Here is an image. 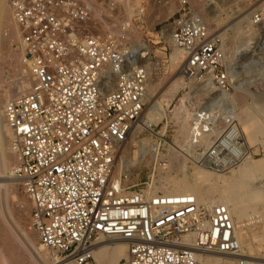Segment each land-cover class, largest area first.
<instances>
[{
  "label": "built area",
  "instance_id": "obj_1",
  "mask_svg": "<svg viewBox=\"0 0 264 264\" xmlns=\"http://www.w3.org/2000/svg\"><path fill=\"white\" fill-rule=\"evenodd\" d=\"M9 1L32 80L30 90L3 109L17 158L13 176L31 201V225L53 258L98 264L94 253L105 237L127 242L128 257L120 264H199L207 255L237 254L227 204L155 191L116 172L118 151L148 97L149 61L137 57L145 40L133 37L137 18L119 21L112 16L115 7L106 14L111 0H98L100 17L94 0ZM111 22L117 24L100 29ZM173 40L187 53L189 75L208 77L221 63V51L197 17L178 20ZM200 130L191 127L194 139L185 146L200 142ZM150 132L153 151L182 148L172 141L178 130L167 117L152 123Z\"/></svg>",
  "mask_w": 264,
  "mask_h": 264
},
{
  "label": "rangeland",
  "instance_id": "obj_2",
  "mask_svg": "<svg viewBox=\"0 0 264 264\" xmlns=\"http://www.w3.org/2000/svg\"><path fill=\"white\" fill-rule=\"evenodd\" d=\"M124 1L132 12L129 13L123 5V10L121 8L123 17L121 16L119 21L136 17V20L133 19L134 39L145 40L153 49L147 59L150 78L143 115L163 112L162 106L167 102L163 101L161 105L160 101L170 99L172 92L170 84L182 74L183 57L178 51L182 48L172 41L170 32L176 29L177 22L182 17H197L206 24L217 49L221 51L222 60L208 77L201 73L189 77L183 74L184 77L180 79L181 83L184 81L182 88L172 99L171 104L165 105L163 115L153 119L152 123H157L167 117L170 127L178 130L177 133L171 134L172 141H179L182 148L158 150L155 147L153 151L155 137L150 130L135 126L118 151L116 172L134 182H148L155 191L168 194L170 190L174 194L175 190L165 183L166 180L180 178L185 173L192 174L195 168L205 169L210 171L209 174L205 178L198 177L197 182L202 190L210 189V195L206 199H215L222 193L223 181L220 173L233 176L234 171L248 160L263 159V167L255 173L249 184L251 188L259 190V198L244 203L243 206L248 208V213L242 219L233 214L237 233L241 237L240 253L251 259L252 264H263L264 0ZM138 8L143 11L140 15L136 13ZM249 12L252 14L247 16ZM116 24L117 22L102 24L100 29L106 31ZM9 31V27L3 30L5 40L0 50V100L3 105L10 99V97L7 99V95L10 94L8 91L21 81L23 76L21 69L25 66L24 60L18 62L17 58L22 56L17 54L20 52L19 37L11 38ZM183 52L187 59V53ZM222 75L226 78L222 79ZM182 97L185 98L187 111L186 114L179 115L178 119L174 116L177 113L175 107L180 104ZM195 113L194 121L198 122L197 126L201 128L203 136L198 139L199 145L187 147L185 145L189 143L191 133L189 132L187 136L183 134L182 120L185 115ZM251 116L259 124L253 137L243 126V121ZM192 119V116L187 118L188 121H193ZM234 128L236 133L233 131ZM7 132L6 130L8 137L6 136V141L2 145V151L6 155L14 153V158L9 160L4 168H0L2 170H0V246L9 244V236L13 232L20 237L18 253L22 257V264H54L52 253L41 247L39 236L31 225V201L13 176L12 171L17 158ZM135 150H140L136 156ZM140 157L143 159L139 160ZM180 193L182 192L176 194ZM21 229L25 231L22 234ZM222 257L224 259L220 264H231L227 263L228 261L239 264L234 256L223 254Z\"/></svg>",
  "mask_w": 264,
  "mask_h": 264
},
{
  "label": "bare ground",
  "instance_id": "obj_3",
  "mask_svg": "<svg viewBox=\"0 0 264 264\" xmlns=\"http://www.w3.org/2000/svg\"><path fill=\"white\" fill-rule=\"evenodd\" d=\"M94 4H95L94 5L95 16H99V17L102 16L101 15V8H103L102 7L103 4L102 3H98V0H94ZM123 5L126 6V10L129 13L132 12L130 6H127L124 0H111L110 7L106 8L107 10H106L105 13L109 15V11L108 10L112 9V7H115L116 10L112 14V16H115V18H120L122 16L121 8H122ZM122 10H123V8H122ZM252 12H249L247 16L252 14ZM244 17H245V15H244ZM122 20H120V21H122ZM6 27H9V30H10L9 31V35L11 36V38L19 37V39H20V32H19V28H18V23H17L16 18L14 16L13 8L11 6L10 1L9 0H0V50L3 48L2 46L4 45L5 38L3 36V30ZM170 32H171V39H172V41H174L173 40L174 29L170 30ZM163 38H164V36H163ZM14 40H16V39H14ZM142 43H143V46L141 48H139L138 53H137V57H138V59L140 58V59L147 60L149 54L151 53V51L153 49H151L150 45L146 41H142ZM182 50L178 49L180 55L183 57V63L181 64V68H182L181 72H182V74L177 76V78H175L171 82L170 87H171L172 92H171V95H170V99L168 101L162 99V101H160L161 105L163 104V101H164V102H167V103H164V104L166 106H169L171 104L172 99L175 97V95L180 91V88H182V86H183L184 81H182L183 83L180 82L182 80L181 79L182 76L183 77H184V75L187 76V77L190 76L189 74L186 73V70H187V59L185 58L186 56H185V54L183 52L184 50L183 51ZM17 52H19V51H15V53H17ZM17 54H21V53L19 52ZM17 54H15V56H17ZM17 58H18V62L21 59L24 60V57L22 58V56H18ZM17 58H15V59L17 60ZM23 64H25V62ZM21 70H22L21 72L23 74V76L21 77L22 79L12 89L10 88L11 90L8 91L10 94L7 95V99L9 97L11 98V96H13V95L16 96V95H18L20 93H24V92L29 91L31 86H32V80L29 77L27 66L26 65L22 66ZM221 96H223V95H221ZM180 101H181L180 104L175 107V110H176L175 112H177V113L174 114V116H176V118H178V119H179V115H181L182 113H185L187 111V107H186V104H185V98L182 97ZM165 105L162 106L163 107L162 108L163 112H161V113L155 112V113H153L154 116L149 114V113H147L145 115H142V118L139 120V123H138L137 126L138 127L140 126L142 129L145 128V129H149L150 130V127L152 126L153 119L154 118H160L163 115L164 110L166 108ZM3 109H4V105H3L2 101L0 100V168L1 167L4 168V165L9 160L14 158V155H13L14 153L13 154L9 153V155H6L2 151V145H4V143L6 141V136L8 135V134H6V130L8 131L7 133H9L10 139H12V137H13V132L9 128V126L6 124V121L4 119ZM144 111H145V109H144ZM143 114H144V112H143ZM195 115H196V113L195 114L185 115L184 120H182V122L184 124L182 129L184 130L183 134L185 136H187V134L189 133V130L191 129L192 126H194L195 124H198V122L194 121V120H196L195 119ZM190 116L193 117V119H192L193 121H188L187 120V118H189ZM173 118H175V117H173ZM243 126L250 133L251 137H253L255 135V133H256L257 128L259 127V124L254 120V117L251 116V117H248L247 119H245L243 121ZM233 131L236 133L235 128H234ZM238 132L239 131H237V133ZM197 134L200 135V138L203 136V132L202 131H199ZM238 134H240V133H238ZM193 135H190L191 136L190 137L191 142H193V139H194ZM198 139L199 138L197 136L196 137V141ZM176 142L180 143L177 140H176ZM140 147H142V146H140ZM138 151H140V150H138ZM138 151L137 150L134 151V155L135 156L138 153ZM15 157H16V155H15ZM141 158L142 157H140L139 160ZM262 161H263V159H258V160H248L245 164L242 163L243 165L240 166L238 170L234 171L235 174L233 176L232 175L231 176L220 175L221 174L220 173L219 176L221 177V179L223 181L222 193H221L220 197L215 198V199H206L210 195V189L209 188H205L204 190H202L200 188L198 182H197V180H198L197 178L198 177L199 178L200 177L201 178H205L206 175L209 174L210 171L205 170V169L195 168V170H194V172L192 174L184 172L185 174L183 173L184 175L182 177H180V178H175L174 177L173 179H169L168 181L166 180L165 183L169 184V187L171 189L175 190V191L172 190L174 192V194L179 193V192H182V193L189 192V193H192L193 195H195L200 202H205V200H209V202H212V203H224V204H227L229 206V208L231 209L232 215L235 214L238 217V219H242L243 216L248 213V208L243 206L244 203L250 202L252 200H257L259 198V196H260L259 190L251 188L249 186V184H250V181L252 180L253 176L255 175V173L261 167H263V162ZM137 165H139V163ZM117 171H118V169H117ZM12 173L14 175V169H13ZM1 180H4V179H1ZM2 185H3V182H2ZM5 187H6V185H5ZM168 192L170 194H173V193H171L170 190H168ZM24 232L25 231L21 229V234L24 233ZM237 234L238 233H237V228H236V236H237L239 244H241V237H240L239 234L238 235ZM19 239H20L19 235L16 234V233L14 234L12 232V234L9 236V241H8L9 244L6 243V246H0V264H22V257L18 253V249H19L18 242H19ZM28 239H29V236H28ZM101 240L104 242V247L94 253L95 259H96V261H98L97 262L98 264H120V262H121L120 260H123V259L128 257V244H127V242L125 240L117 239V238H110L109 239L108 237L102 238ZM40 245H41V247L43 249H45V246L42 243H40ZM38 250H39V248H38ZM240 252H241V245H240V251L237 252V254L234 255V259L236 261H238L239 264H252L251 263V259L246 258L244 256V254H241ZM223 254L224 253H216V254H212V255H207L204 258H202V260H201V262L199 264H220L223 261V259H224L222 257ZM54 260H55L54 264H74L75 263L74 261H72L70 259H65V260H61V259L56 260V259H54ZM227 263L233 264L234 262H229L228 261ZM258 264H262V263H258Z\"/></svg>",
  "mask_w": 264,
  "mask_h": 264
}]
</instances>
